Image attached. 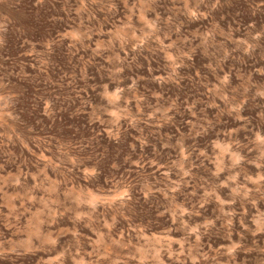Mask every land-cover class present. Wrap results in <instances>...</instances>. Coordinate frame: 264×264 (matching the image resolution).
Returning a JSON list of instances; mask_svg holds the SVG:
<instances>
[{"label": "rangeland", "instance_id": "1", "mask_svg": "<svg viewBox=\"0 0 264 264\" xmlns=\"http://www.w3.org/2000/svg\"><path fill=\"white\" fill-rule=\"evenodd\" d=\"M0 264H264V0H0Z\"/></svg>", "mask_w": 264, "mask_h": 264}]
</instances>
